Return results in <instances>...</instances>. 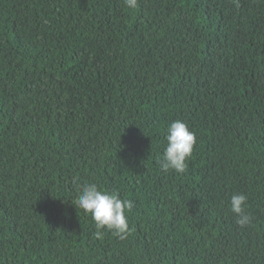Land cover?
<instances>
[{
	"label": "trees",
	"instance_id": "obj_1",
	"mask_svg": "<svg viewBox=\"0 0 264 264\" xmlns=\"http://www.w3.org/2000/svg\"><path fill=\"white\" fill-rule=\"evenodd\" d=\"M88 183L133 202L125 239ZM0 264H264V0H0Z\"/></svg>",
	"mask_w": 264,
	"mask_h": 264
},
{
	"label": "clouds",
	"instance_id": "obj_2",
	"mask_svg": "<svg viewBox=\"0 0 264 264\" xmlns=\"http://www.w3.org/2000/svg\"><path fill=\"white\" fill-rule=\"evenodd\" d=\"M129 8H135L138 0H124ZM166 147L158 163L163 172L169 170L184 173L187 161L193 153L196 135L186 123L175 120L170 123L166 135ZM72 203L77 209L90 213L95 221L97 238H103L104 229L112 232L119 239H125L130 234L127 211L132 209L130 199H121L119 193L100 189L95 183L82 186ZM247 197L244 194H233L230 200L231 211L236 214V223L241 228L249 225L252 217L245 211Z\"/></svg>",
	"mask_w": 264,
	"mask_h": 264
}]
</instances>
